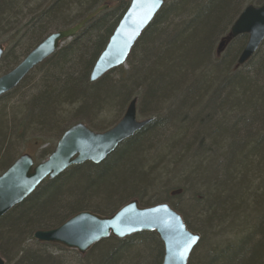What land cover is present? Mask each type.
<instances>
[{
    "label": "trees",
    "instance_id": "1",
    "mask_svg": "<svg viewBox=\"0 0 264 264\" xmlns=\"http://www.w3.org/2000/svg\"><path fill=\"white\" fill-rule=\"evenodd\" d=\"M263 2L164 0L126 67L91 82L130 0H0V75L50 32L107 6L0 96V173L24 153L42 161L55 146L42 150L43 139L76 123L111 128L134 98L150 119L101 163L46 178L0 217L6 264H161L154 231L109 236L84 254L33 239L80 211L110 216L128 198L168 203L200 235L187 264H264V41L238 67L246 35L218 52L244 7Z\"/></svg>",
    "mask_w": 264,
    "mask_h": 264
},
{
    "label": "water",
    "instance_id": "2",
    "mask_svg": "<svg viewBox=\"0 0 264 264\" xmlns=\"http://www.w3.org/2000/svg\"><path fill=\"white\" fill-rule=\"evenodd\" d=\"M163 3L164 0H130L92 67L90 81L125 64L133 45ZM106 8V5L98 7L72 27L44 38L14 68L0 75V96L14 89L33 67L53 54L63 41L75 36L90 19ZM239 35H246L247 39L237 57L236 67L248 61L264 41V2L244 7L230 26L229 33L220 41L218 52ZM3 51L0 45V58ZM149 122L150 119L136 120L135 99H132L124 116L110 129L94 132L83 123H76L63 132L52 153L42 162L34 164L31 155H20L0 173V217L22 202L46 178L53 179L73 165L87 161L101 162L119 143ZM145 231H154L163 245L161 264H187L192 249L199 241V236L187 229L180 214L168 204L141 207L137 201L123 204L110 216L80 211L54 228L35 231L33 239L56 243L84 254L109 236L124 239ZM0 264H6L1 256Z\"/></svg>",
    "mask_w": 264,
    "mask_h": 264
},
{
    "label": "bare ground",
    "instance_id": "3",
    "mask_svg": "<svg viewBox=\"0 0 264 264\" xmlns=\"http://www.w3.org/2000/svg\"><path fill=\"white\" fill-rule=\"evenodd\" d=\"M99 13H100V12H99ZM93 18H94V17H93ZM120 19H121V18H120ZM120 19H119V21H120ZM90 20H91V19H90ZM90 20H89V21H90ZM119 21H118V22H119ZM117 24H118V23H117ZM116 26H117V25H116ZM70 27H72V26H70ZM70 27H68V28H70ZM68 28H65V29H68ZM82 28H83V27H82ZM115 28H116V27H115ZM115 28H114V29H115ZM65 29L54 30V31L50 32L49 34L54 33V32H57V31H60V30H65ZM49 34H48V35H49ZM48 35H47V36H48ZM47 36H45L44 38H46ZM73 37H74V36H73ZM44 38H43V39H44ZM70 39H71V38H70ZM70 39H69V40H70ZM41 41H42V40H41ZM41 41H40V42H41ZM65 41H67V40H65ZM40 42H39V43H40ZM63 43H64V41H63ZM63 43H62V44H63ZM62 44H61V45H62ZM61 45H60V46H61ZM59 48H60V47H59ZM59 48H58V49H59ZM58 49H57V50H58ZM31 50H32V49H31ZM31 50H30V51H31ZM57 50H56V51H57ZM30 51H29V52H30ZM29 52H28V53H29ZM28 53H27V54H28ZM27 54H26V55H27ZM26 55H25V56H26ZM51 55H52V54H51ZM25 56H24V57H25ZM24 57H23V58H24ZM48 57H49V56H48ZM23 58H22V59H23ZM45 59H46V58H45ZM37 65H38V64H37ZM33 68H34V67H33ZM33 68H32V69H33ZM32 69H31V70H32ZM31 70H30V71H31ZM91 70H92V69H91ZM30 71H29V72H30ZM109 71H110V70H109ZM29 72H28V73H29ZM28 73H27V74H28ZM90 73H91V71H90ZM106 73H107V72H106ZM106 73H105V74H106ZM27 74H26V75H27ZM26 75H25V76H26ZM101 77H102V76H101ZM101 77H100V78H101ZM100 78H98V79H100ZM98 79H97V80H98ZM89 80H90V74H89ZM97 80H95V81H97ZM95 81H91V82H95ZM134 99H135V98H134ZM135 107H136V99H135ZM126 108H127V107H126ZM125 110H126V109H125ZM124 113H125V111H124V112H123V113L117 118L116 123H118V122L120 121V119L124 116ZM136 120H137V121H142V120H144V119H142V118H140V117H138V116L136 115ZM97 123H98V122H97ZM97 123L92 122L91 124H90V123H89V124H90V125H93V124H96V125H97ZM116 123H115V124H116ZM85 126H86V124H85ZM86 127H87V126H86ZM142 128H143V127H142ZM142 128H141V129H142ZM109 129H110V128H109ZM106 130H108V129H106ZM106 130H104V131H106ZM104 131H101V132H104ZM123 141H124V140H123ZM104 159H105V158H104ZM104 159H103V160H104ZM103 160H102V161H103ZM102 161H101V162H102ZM101 162H99V163H101ZM131 201H137V202H138V200H137L136 198H128V199H126L125 201H123V203H124V204H127V203H129V202H131ZM162 203H166V202H162ZM138 204H139V202H138ZM158 204H160V203H158ZM166 204H168V203H166ZM155 205H157V204H155ZM168 205H169V204H168ZM121 206H122V205H121ZM139 206H140V204H139ZM153 206H154V205H153ZM169 206H170V205H169ZM141 207H142V206H141ZM170 207H171V206H170ZM111 215H112V214H111ZM180 216H181V215H180ZM181 217H182V216H181ZM182 219H183V218H182ZM187 229H188V228H187ZM188 230H189V229H188ZM190 231H191V230H190ZM191 232H193V231H191ZM193 233H194V234H197V235L199 236V239H200V235H199L198 233H196V232H193ZM198 242H199V241H198ZM97 243H98V242H97ZM197 244H198V243H197ZM197 244H196V245H197ZM94 245H95V244H94ZM162 246H163V245H162ZM195 247H196V246H194V248H195ZM194 248H193V249H194ZM193 249H192V250H193ZM191 252H192V251H191ZM190 254H191V253H190ZM189 256H190V255H189ZM188 259H189V257H188Z\"/></svg>",
    "mask_w": 264,
    "mask_h": 264
},
{
    "label": "rangeland",
    "instance_id": "4",
    "mask_svg": "<svg viewBox=\"0 0 264 264\" xmlns=\"http://www.w3.org/2000/svg\"><path fill=\"white\" fill-rule=\"evenodd\" d=\"M125 65V64H124ZM123 65V66H124ZM124 67H126V65L124 66ZM104 117H102V119H103ZM89 128H93V126H90V125H87ZM91 130V129H90ZM92 131H94V130H92ZM95 132V131H94ZM39 137H41V136H39ZM42 139V138H41ZM43 140H45V141H42V150L43 149H49L51 146H54L55 144H56V142H57V140H54V139H52L51 141L50 140H47L46 138H44ZM55 147V146H54ZM39 149H41V148H39ZM30 150H31V152H32V149L30 148ZM46 158V157H45ZM44 158V159H45ZM43 159V160H44ZM36 163H38V162H41L40 160H36L35 161Z\"/></svg>",
    "mask_w": 264,
    "mask_h": 264
},
{
    "label": "snow or ice",
    "instance_id": "5",
    "mask_svg": "<svg viewBox=\"0 0 264 264\" xmlns=\"http://www.w3.org/2000/svg\"><path fill=\"white\" fill-rule=\"evenodd\" d=\"M193 239H195V238H193ZM181 255H183V254H181Z\"/></svg>",
    "mask_w": 264,
    "mask_h": 264
}]
</instances>
